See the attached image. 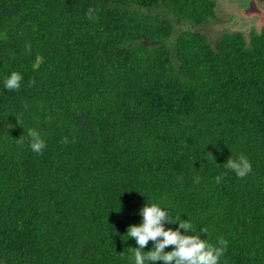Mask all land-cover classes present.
Instances as JSON below:
<instances>
[{
    "label": "trees",
    "instance_id": "1",
    "mask_svg": "<svg viewBox=\"0 0 264 264\" xmlns=\"http://www.w3.org/2000/svg\"><path fill=\"white\" fill-rule=\"evenodd\" d=\"M221 4L0 0V264H132L147 197L227 240L220 264H264V26L214 41Z\"/></svg>",
    "mask_w": 264,
    "mask_h": 264
},
{
    "label": "clouds",
    "instance_id": "2",
    "mask_svg": "<svg viewBox=\"0 0 264 264\" xmlns=\"http://www.w3.org/2000/svg\"><path fill=\"white\" fill-rule=\"evenodd\" d=\"M87 14L91 17L92 10L89 9ZM22 79L20 72L12 71L3 79V88L7 91L18 90ZM27 137L31 151L36 154L42 153L45 140L40 132L35 128H29ZM223 164L237 178H244L252 171L249 158L243 154L235 158L231 155ZM221 179L222 175H217L216 183L219 184ZM193 182L199 183L200 177H194ZM181 214L173 215L169 205L164 201L147 197L146 202L139 209L141 222L128 226L126 230L127 238L124 241L131 238L136 242L135 247H129L132 264H155L157 261L162 264H220L221 257L228 247V241L220 237L214 243L210 242L206 228L197 229L187 214L186 219H182ZM166 223H174L177 227L166 228ZM150 241L151 247L146 251L145 248ZM169 246L171 250L166 251Z\"/></svg>",
    "mask_w": 264,
    "mask_h": 264
},
{
    "label": "rangeland",
    "instance_id": "3",
    "mask_svg": "<svg viewBox=\"0 0 264 264\" xmlns=\"http://www.w3.org/2000/svg\"><path fill=\"white\" fill-rule=\"evenodd\" d=\"M227 4H221L217 9L219 21L208 22L204 26H195L198 30L211 36L216 41L226 30H232V22L241 19L240 26H264V5L255 3V0H226ZM224 3V1L222 2ZM236 6V7H235ZM234 10V12H233ZM186 30H195L191 25L181 27ZM245 28V29H246Z\"/></svg>",
    "mask_w": 264,
    "mask_h": 264
}]
</instances>
